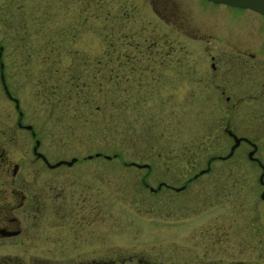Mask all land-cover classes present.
Masks as SVG:
<instances>
[{
    "label": "rangeland",
    "instance_id": "1",
    "mask_svg": "<svg viewBox=\"0 0 264 264\" xmlns=\"http://www.w3.org/2000/svg\"><path fill=\"white\" fill-rule=\"evenodd\" d=\"M168 20L174 28L168 27ZM153 40L161 53L165 42H171L172 55L163 65L137 61L126 67L125 75L109 78L101 64L105 53L145 52L142 47ZM233 42L264 46V16L207 0H0L3 76L19 104L16 110L0 81V152L20 164V175L30 185L47 190L42 201L45 219L30 230L31 244L37 247H0V256L66 260L63 264H84L103 255L116 264L140 256L146 261L157 257L158 264H264V255L247 249L250 239L244 241L241 219L231 231L229 221L216 216L226 206L200 212L193 195L201 179H194L180 195H154L141 184L145 180L156 187L165 180L179 186L208 155L222 151L224 140L213 139L220 131V114L218 101L210 102L214 97L206 89L212 84L206 52L227 55ZM112 66L117 68L115 61ZM221 78L229 84L228 76ZM19 111L21 124L31 125L35 138L18 128ZM35 139L38 152L50 163L74 157L76 163L49 170L34 159ZM254 142L264 148V140ZM246 149L242 144L229 163L212 165L218 172L235 165V180L250 182ZM96 152L116 158H87ZM130 162L149 169L126 166ZM216 169L212 171L219 175ZM8 180L10 174L7 179L0 173V189ZM239 192L232 198L235 204ZM61 200L73 207L63 220ZM82 215L92 217L84 228L87 233H81L77 222ZM57 227L75 239L68 247L35 239L54 236ZM206 229V238L223 229L232 232L235 246L215 239L201 242L199 231ZM80 233L91 236L83 251L82 237H74ZM106 244L109 252L102 253Z\"/></svg>",
    "mask_w": 264,
    "mask_h": 264
},
{
    "label": "flooded vegetation",
    "instance_id": "2",
    "mask_svg": "<svg viewBox=\"0 0 264 264\" xmlns=\"http://www.w3.org/2000/svg\"><path fill=\"white\" fill-rule=\"evenodd\" d=\"M171 6L172 8L174 7L175 10L177 9L175 5ZM173 11L174 10H172L171 13ZM173 13H175V11ZM166 24L170 29L174 28L173 21L168 20L166 21ZM157 45L158 44L156 43V41L153 40L148 45L142 47L145 52H138L133 54H110L109 52H107L103 55L101 64L104 67V70L108 73L109 78L113 76L119 77L125 75L126 67H133V63L137 61H151L154 65L158 62L160 65H163V62L166 60V58L172 55V45L171 42L166 41L164 45V53L156 52L158 47ZM259 45L261 46L253 48L252 44L245 47V45H241L238 42H233L229 46V54L227 55L212 54L206 52V56L208 57V61L210 64L209 73L212 74L211 78H209V82H212V84L207 85L206 89L207 93L212 94V96L214 97V100L210 102H214V104H216V102L218 101V113L216 114H220L216 115V117H218L217 121L219 123L218 126L220 128V131H218V133L213 136V139L217 138L218 140H224L225 144L222 148V151L218 152V154L213 153L208 155V157H206L203 161V166L199 167L196 172H194L191 177H189V179H185L179 186H174L170 184V182L168 183L165 180L159 181L156 187L148 186L145 180H141V184L144 187H147L149 191L154 195H168L165 192H172L180 195L181 192H183L186 188H189L187 186L190 185L194 181V179H201L202 181H200L199 183L200 186L197 188V191L193 195L198 201L196 206H200V212L201 210H211V208L214 206H218L220 209L222 208V206H226V210H223L221 214H218L216 216L220 220L227 219L230 225L229 230L231 229V231L236 230V219L240 218L242 223L244 224L242 226L241 234L245 232L247 234H245L244 241H247V237L250 239L248 240V244L250 245L246 246L247 249L249 248L250 252L252 253L255 249L260 255L259 257H263L264 222H260L258 224L253 223L254 221L258 222L259 220L264 221V148H258L257 143L254 142L256 140H264V46H262V43H259ZM112 61L116 62L117 68L112 66ZM227 76L229 77V84L224 85L225 82L221 77ZM222 81L223 83H221ZM10 100L13 101V99ZM13 103L15 106L14 101ZM221 108L222 111L219 112ZM17 126L20 129L29 131V133H31V137L35 138V133H32L31 130L26 129V125L21 124V126H19L17 123ZM234 138H240L238 146L234 148L231 153L232 155L225 159H222L224 155H227L230 146L233 145L232 143L234 142ZM36 141L37 140L35 139L34 143ZM242 144H245L247 146V154L252 150V144L255 145L253 154H251L250 159H248L246 154L248 162L251 163L249 165V168L252 178L250 182H246L248 185L245 182L238 183L235 180V177L237 175L235 165L223 166L221 167L222 170H219V172L218 167L216 165H212V163L215 161H217V163H229V161L233 160L235 151ZM256 154H258V156H256ZM98 157L105 158L101 153ZM34 159L36 161L39 160L44 163L43 166L48 168L49 170H54L62 166L71 167L74 163H76L75 161L72 165L61 164L59 166L56 165V167H49L41 157H37L36 155H34ZM19 165L20 164L15 165L14 163H12L6 155H3L2 152H0V173L3 175V177H7V179L10 174V180L2 182V184L8 186H2V188L0 189L1 248H6L8 246L11 248L15 246L22 249L37 247L35 246V244H31V242L34 241V238H31L30 236L31 225L35 226V222H38L41 219H45V213L43 211L45 210V208L44 206H42V204H44L42 201L46 198L45 194L47 193V190L40 186H35V184H33L32 182V184L30 185L29 181H26L23 177H21V169ZM126 166L135 167L133 165ZM190 167H193V165H191ZM27 168L28 167H25L26 170ZM213 168H217L216 173L218 172L219 175H215V173H213ZM237 185H239L240 187H237ZM176 188L181 189L175 190ZM236 188H238L239 190L241 189L240 192ZM50 189L52 188L49 187V190ZM238 192L239 194L242 193L240 194L241 199L239 203L235 204L234 201H232V198L235 199V196L238 195ZM243 194L244 197L242 196ZM53 195L57 196V193ZM61 201L62 203H58L60 205L59 210L63 211L60 216L61 220H63L62 218L65 217V215L72 213L73 207L69 204L67 205L66 201ZM194 208L195 207H193L192 210H194ZM105 209L106 208H104L102 204V207L100 208L102 216H105V213L107 212ZM166 215H168V212L166 213ZM31 221L33 222L31 223ZM91 221L92 217L91 219H88V217L84 215H82V217L80 218H77V222H79L78 225L82 227L80 229L81 233H87L84 232V228L87 227ZM84 224L85 226H83ZM43 226L51 228L58 225L54 224L52 226L51 224H43ZM59 228H53L56 230V234L52 237H50V234H46L44 236L40 234L41 236L36 237L35 239L44 238L47 242H52L55 240L60 242V244L58 245L59 247H68L70 243H73L75 241V239L71 240V238L73 237L69 239L68 237L66 238V236H63ZM39 229L41 230L40 227L37 230ZM207 230L208 229H206V231H199L198 237L200 238H198V240H201V242L202 240L205 241V233L207 232ZM81 233L79 234V236L74 237H82V239L79 241L80 246H75H79L80 250L83 251L84 245H87L86 243H88V240L91 238V236L87 234L81 235ZM89 233H93V231ZM226 233L227 235H229L228 238H222L223 236H226ZM231 233L228 232V230L225 231V229H223L221 234L212 233L213 236L211 235L212 237H207L206 240L211 243L212 239H215L217 240L216 242H218L219 244L221 243V245L228 244L229 246L226 245L227 247H233L235 246L233 243L234 237L236 235H230ZM96 238H99L97 241L102 240L106 242L104 240V236H101V238L100 236H97ZM41 247H54V245H44ZM74 250L76 251L78 249ZM107 250V244L101 248L102 253H108L109 251ZM115 260L116 259L111 260L108 255H103L98 259L93 258L89 261H86L84 262V264H116L117 262ZM128 260L129 261L122 259V261L120 260V264H158L157 257H150L149 261L143 260L141 256L140 258L138 257L137 260H135L133 257H130ZM65 261L56 263L43 258L30 256V258L24 259L21 256H12L9 254L0 256V264H63L65 263Z\"/></svg>",
    "mask_w": 264,
    "mask_h": 264
},
{
    "label": "water",
    "instance_id": "3",
    "mask_svg": "<svg viewBox=\"0 0 264 264\" xmlns=\"http://www.w3.org/2000/svg\"><path fill=\"white\" fill-rule=\"evenodd\" d=\"M207 1H210L212 3L223 4V5H226V6L237 7V8H240V9L241 8L242 9H248V10L253 11V12L257 13V14H260L261 16L262 15L264 16V0H207ZM2 50H3V47L0 46V74H1L0 75V79H1V84L3 86V90L5 91L6 95L8 96V98L13 99V101L15 102V109L18 110L19 109L18 100L16 98H13V96H11L12 94L9 93L8 88H7L6 84H5V80H4V76H3V63L1 61ZM21 117H22V112L19 111L18 112V118H19L18 125L19 126H21V122H20ZM25 128L28 129V130H31L32 133H34L33 130H32V126L31 125H26ZM239 141H240V138H238V139L234 138V142L232 143L233 145L230 146L227 155H224L222 157V159H225V158L229 157L230 155H232L231 153L234 150V148L238 146ZM38 146H39V142L37 140L35 142V145L32 148L33 154L36 155L37 157H41L43 159V161L45 163H47V165L49 167H56V165L59 166L61 164L72 165L75 161H77V158L74 157V158H72L69 161L60 160V161H57L54 164H50L49 161L47 160V158L43 155V153H40V152L37 151ZM254 148H255V145L252 144V150L249 151L248 154H247L248 159L251 158V154H253ZM93 156H95L97 158L98 156H100V153L96 152V154L93 155ZM93 156L89 155L87 158L91 159ZM104 157L107 160V159H111L112 157H116V155H112V156L104 155ZM127 165H133V166L137 167V169L138 168H148L149 169V165L147 166V164H138V163H135V162H130ZM263 170H264V168H263ZM195 177H196V175H195ZM178 189H181V188H176L175 190H178Z\"/></svg>",
    "mask_w": 264,
    "mask_h": 264
},
{
    "label": "trees",
    "instance_id": "4",
    "mask_svg": "<svg viewBox=\"0 0 264 264\" xmlns=\"http://www.w3.org/2000/svg\"><path fill=\"white\" fill-rule=\"evenodd\" d=\"M116 130H117V128H116ZM111 135H115V133H111ZM116 136V135H115Z\"/></svg>",
    "mask_w": 264,
    "mask_h": 264
},
{
    "label": "bare ground",
    "instance_id": "5",
    "mask_svg": "<svg viewBox=\"0 0 264 264\" xmlns=\"http://www.w3.org/2000/svg\"><path fill=\"white\" fill-rule=\"evenodd\" d=\"M233 8V7H232Z\"/></svg>",
    "mask_w": 264,
    "mask_h": 264
}]
</instances>
